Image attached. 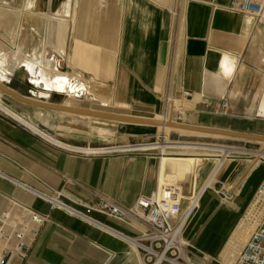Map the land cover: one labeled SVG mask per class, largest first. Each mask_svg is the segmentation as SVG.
Returning a JSON list of instances; mask_svg holds the SVG:
<instances>
[{
	"label": "crops",
	"instance_id": "crops-1",
	"mask_svg": "<svg viewBox=\"0 0 264 264\" xmlns=\"http://www.w3.org/2000/svg\"><path fill=\"white\" fill-rule=\"evenodd\" d=\"M231 1L185 0L181 9L177 0H22L23 11L42 13L38 17L44 23L38 27L44 31L40 46L23 49L21 59L50 57L52 69L73 83L78 79L80 89L78 95L70 93L75 98L56 90L40 96L22 65L30 82L28 95L83 109L159 118L167 91L176 97L186 92L182 122L264 135V18L256 23L230 11ZM43 13L55 16L49 34L47 20L52 16ZM14 69L7 79L0 77L7 86L20 74ZM23 85L9 87L19 93ZM12 100L31 124L70 146L139 142L153 137L158 128ZM224 102L226 113H221ZM148 155L78 154L0 110V215L20 203L52 217L25 264H143L130 243L115 233L136 237L149 231L145 222L90 213L110 232L52 209L43 196L59 193L62 201L82 210L80 204L95 205L102 197L128 208L139 196L167 184L181 188L183 197L192 201L205 190L184 230L192 263L231 264L227 249L247 228L244 215L264 180V161L238 156L212 166L205 155ZM196 180L201 190L193 196Z\"/></svg>",
	"mask_w": 264,
	"mask_h": 264
},
{
	"label": "built area",
	"instance_id": "built-area-1",
	"mask_svg": "<svg viewBox=\"0 0 264 264\" xmlns=\"http://www.w3.org/2000/svg\"><path fill=\"white\" fill-rule=\"evenodd\" d=\"M180 4L181 0H177V6L180 7ZM227 8L232 12L252 17L256 23L264 18V0H232ZM186 94L184 92L183 96ZM183 96L176 97L167 91L163 95L164 110L160 117L182 122ZM226 106L227 103L224 102L220 109L221 113H226L224 110ZM40 134L50 139L45 132ZM145 144L154 143L101 147L89 145L77 147L64 143L58 145L78 154L108 156L138 153L141 151L137 146ZM239 152L237 149H232L226 156L218 159V162L222 158V163L228 158L233 159L236 156L232 154ZM195 189L194 186L193 196L201 190L196 192ZM43 198L50 203L52 209L62 210L110 232L113 231L93 218L90 213H101L127 223H130L131 219L145 222L149 226V231L136 237H126L122 233L114 232L130 243L132 249L140 255L143 264H194L187 254L188 243L184 237V230L199 200L196 206H192V200L183 197L179 187L170 184L159 186L158 190L139 196L128 208L105 197H102L95 205L80 204L84 210L62 201L59 193L56 197L45 195ZM184 201L187 203L185 207H183ZM243 220L245 225L250 227V235L231 264H264V180L257 188ZM51 221L50 213H41L27 205L13 203L7 207L0 215V264H25L42 228ZM235 244L231 246L235 247ZM233 257L232 254L229 258Z\"/></svg>",
	"mask_w": 264,
	"mask_h": 264
},
{
	"label": "rangeland",
	"instance_id": "rangeland-1",
	"mask_svg": "<svg viewBox=\"0 0 264 264\" xmlns=\"http://www.w3.org/2000/svg\"><path fill=\"white\" fill-rule=\"evenodd\" d=\"M7 1L8 3H5L4 0H0V47L4 48L6 52H11L12 47L21 46L22 47V50L20 51V54H21L23 49L24 51L28 52L30 51V49L40 46V40L42 38L44 27H38V26L44 23V19L42 18L40 19L38 17V14L41 15L42 13L36 14V13H27L23 11L22 0H7ZM184 3H185V0H181V4H180L181 9ZM10 7H12V10L8 11V8ZM43 14H48V13H43ZM48 15L52 16L51 19L48 17V20H47L48 26H49V30H48V34H49V32L51 31L50 29L52 28V25L55 23L54 22L55 16L51 14H48ZM39 20H41V23L39 22ZM20 54L16 55L15 57L21 58ZM45 54L46 55L50 54V49L48 48L47 44L45 47ZM46 57L50 58L48 56ZM47 58L43 59V57H41V59H39L36 56H34L31 60L46 62V60H49ZM49 62L51 63L50 60ZM14 68L18 69L20 74L15 76L16 78H13L14 79L13 82H11V84L9 83L8 85L14 86L16 84L18 85L20 82L23 83L24 85L23 87H21L23 89L21 92H19V94L23 96H29L28 95L29 94L28 89H30L29 83L32 81L30 80L29 82L28 77L25 75L26 67L18 63H14ZM0 97L3 100V102L10 107V108L7 107L2 102L4 106L8 110H10V112L14 113L15 115H18L21 119L30 123L26 118L23 117V115H21L20 110L16 109V107L13 106L17 103L15 102V100H12V98L8 97L2 92L0 93ZM3 97H7V99H11V102L4 99ZM31 125L36 127L33 124ZM163 129L164 128H161V127L156 128V131L153 137L147 140L139 141V142L133 141V142H127V143H110V144H101V145H95V146L89 145V146L90 147H101V146H111V145L153 142V143H159V144H147V145H157V147H159V146L165 145L166 142H181L187 145H207L213 148L212 149H206V148L186 149V148H177V147H165V148L159 147L157 149L148 151L147 153L151 156H162L164 154H181V153H186V154L192 153L196 155H205L209 157L208 163H212V166H216L218 163V159L224 156L223 152L216 148L226 147V148L237 149L238 151H240L239 153L232 154L236 157L244 156V157L252 158L256 161H260V160L264 161L263 160L264 143L249 142V141L237 140V139L226 138V137H214V136H206V135L203 136L199 134H189V132L177 131V130L168 129V128H165V130ZM143 150H149V148L148 149L145 148ZM195 188H196L195 189L196 192H198L199 189H201L200 186L197 185V180H196ZM249 235H250V227L248 226L247 228L243 229L241 234L237 237V242L235 244L236 245L235 247L231 246L234 243L231 240V244L228 246V249H227L228 258L232 254L234 255L233 259L238 255L243 245L247 242Z\"/></svg>",
	"mask_w": 264,
	"mask_h": 264
},
{
	"label": "bare ground",
	"instance_id": "bare-ground-1",
	"mask_svg": "<svg viewBox=\"0 0 264 264\" xmlns=\"http://www.w3.org/2000/svg\"><path fill=\"white\" fill-rule=\"evenodd\" d=\"M21 50H22L21 46H15V47H12L11 52H6L4 50V48L0 47V77L2 79H7L12 74V66L14 65V63H18L20 65H25L29 69L30 73L32 74V78H31V81L33 83L32 89L34 90L35 93L39 94L40 96L44 95L45 93H49L52 90H56L59 93L68 94V95H70V93H72V92L75 95L79 94L78 92L80 91V89L78 87V85H79L78 79L74 78L75 82L73 83V81L67 75L53 70L51 65H50L51 63L49 62V60H46V62L45 61L40 62V61H34V60H22L19 57H15L16 55L20 54ZM51 61L53 62V60H51ZM0 82H3V81L0 79ZM75 88H76V90H75ZM0 93H1V91H0ZM70 96H72V95H70ZM0 110L3 111L4 113L8 114L9 116L13 117L14 119L22 122L23 124L31 127L32 129H34L40 133H43V131L40 130L39 128L32 126L30 123L21 119L18 115H15L14 113L10 112V110H8L4 106L1 99H0ZM156 119L161 120L163 122L172 121L171 119H162L161 117L156 118ZM159 127L164 128L163 130H165V128H168V129H173V130H177V131H185V132H191V133H197V134H204L207 136L219 137L216 135H210V134L195 132V131L186 130V129L175 128V127H169V126H159ZM46 136L48 138H50L51 140H53L54 142H56L58 144H62V142H60L57 139H54L53 137L49 136L48 134ZM154 144H159V143H154ZM159 147H162V148L177 147V148H186V149H193V148L194 149H197V148L212 149L213 148V147L207 146V145H187V144H183L181 142H166L165 145L159 146ZM159 147H157V145H147V144L137 146V148L140 149L139 151H141V152H148V151L157 149ZM145 148L146 149L149 148V150H143ZM216 149L222 151L224 156H226L229 152L232 151V148H226V147H217ZM91 151H96V150H91ZM224 156H222V157H224ZM222 161H223V158L221 160H219V162H222ZM198 200H199V198L194 199L192 201V206H196L198 204Z\"/></svg>",
	"mask_w": 264,
	"mask_h": 264
},
{
	"label": "water",
	"instance_id": "water-1",
	"mask_svg": "<svg viewBox=\"0 0 264 264\" xmlns=\"http://www.w3.org/2000/svg\"><path fill=\"white\" fill-rule=\"evenodd\" d=\"M0 91L22 103L33 105L36 107H41L44 109L70 112V113L79 114V115H86V116L93 117V118L106 119V120H111V121H116V122H121V123H128V124L150 125V126H156V127L169 126V127L186 129V130H191V131L210 134V135H216L219 137H226V138L244 140V141H249V142L264 143V135H261V134L233 131V130H227V129H221V128H214V127L199 126V125H193V124H189L185 122H173V121L163 122L156 118L133 117V116H127V115H121V114H115V113H109V112L83 109L79 107H73L70 105L51 103L48 101L35 99L29 96H23L17 93L16 91H14L12 88L7 86L3 82H0Z\"/></svg>",
	"mask_w": 264,
	"mask_h": 264
}]
</instances>
